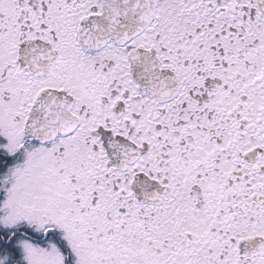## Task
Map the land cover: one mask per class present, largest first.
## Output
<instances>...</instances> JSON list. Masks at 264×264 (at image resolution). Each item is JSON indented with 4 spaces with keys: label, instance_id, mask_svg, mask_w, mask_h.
I'll return each instance as SVG.
<instances>
[{
    "label": "snow or ice",
    "instance_id": "6c2138e0",
    "mask_svg": "<svg viewBox=\"0 0 264 264\" xmlns=\"http://www.w3.org/2000/svg\"><path fill=\"white\" fill-rule=\"evenodd\" d=\"M0 264H264V0H0Z\"/></svg>",
    "mask_w": 264,
    "mask_h": 264
}]
</instances>
